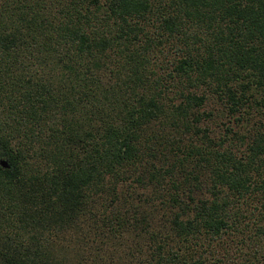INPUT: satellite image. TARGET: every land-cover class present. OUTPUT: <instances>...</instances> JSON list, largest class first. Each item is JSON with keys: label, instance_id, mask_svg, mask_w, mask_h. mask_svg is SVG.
Returning a JSON list of instances; mask_svg holds the SVG:
<instances>
[{"label": "trees", "instance_id": "16d2710c", "mask_svg": "<svg viewBox=\"0 0 264 264\" xmlns=\"http://www.w3.org/2000/svg\"><path fill=\"white\" fill-rule=\"evenodd\" d=\"M89 218L139 264L264 250V0H0V264Z\"/></svg>", "mask_w": 264, "mask_h": 264}, {"label": "rangeland", "instance_id": "374dc122", "mask_svg": "<svg viewBox=\"0 0 264 264\" xmlns=\"http://www.w3.org/2000/svg\"><path fill=\"white\" fill-rule=\"evenodd\" d=\"M240 208L245 215V211L246 213L250 212L251 205L243 204ZM100 211H102V208H100ZM247 214L249 216V213ZM91 220L93 219L89 218L86 220V224H89V226H84L82 234L81 232H77L72 236L62 238L63 244L65 245V247L62 248V254L66 257L67 263L139 264L140 255L135 249L140 241L138 237H133L128 233H121L118 231L115 236L92 234V228L97 229V227L94 220L93 222ZM245 220H248V218L243 219V221ZM96 223L97 225L101 224V222L98 221ZM262 244L264 247V242ZM254 249L255 247L253 244H250L248 240L243 241L239 234H237L235 240H230L229 237L224 238L221 247V251H226L228 253V258L231 257V262H229V264H243L245 261L252 264H264L263 249H259V253L256 254V257L249 260L252 262L245 260L253 253Z\"/></svg>", "mask_w": 264, "mask_h": 264}]
</instances>
